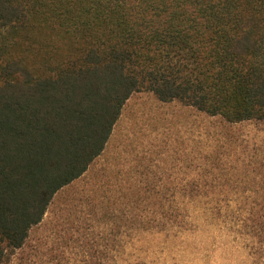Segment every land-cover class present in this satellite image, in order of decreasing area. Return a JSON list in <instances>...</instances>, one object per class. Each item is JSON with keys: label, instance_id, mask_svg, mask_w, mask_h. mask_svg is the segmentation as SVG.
<instances>
[{"label": "trees", "instance_id": "16d2710c", "mask_svg": "<svg viewBox=\"0 0 264 264\" xmlns=\"http://www.w3.org/2000/svg\"><path fill=\"white\" fill-rule=\"evenodd\" d=\"M142 90L264 120V0H0V264ZM252 201L264 242V196Z\"/></svg>", "mask_w": 264, "mask_h": 264}, {"label": "rangeland", "instance_id": "374dc122", "mask_svg": "<svg viewBox=\"0 0 264 264\" xmlns=\"http://www.w3.org/2000/svg\"><path fill=\"white\" fill-rule=\"evenodd\" d=\"M263 196L264 120L137 91L105 151L4 264H264L250 213Z\"/></svg>", "mask_w": 264, "mask_h": 264}]
</instances>
